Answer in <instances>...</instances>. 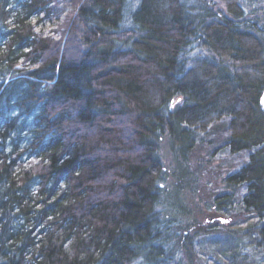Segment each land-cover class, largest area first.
I'll return each mask as SVG.
<instances>
[{"label": "trees", "instance_id": "trees-1", "mask_svg": "<svg viewBox=\"0 0 264 264\" xmlns=\"http://www.w3.org/2000/svg\"><path fill=\"white\" fill-rule=\"evenodd\" d=\"M263 97L264 0H0V264H193L209 236L239 264L264 239ZM211 146L215 216L164 217V148L178 200Z\"/></svg>", "mask_w": 264, "mask_h": 264}, {"label": "rangeland", "instance_id": "rangeland-1", "mask_svg": "<svg viewBox=\"0 0 264 264\" xmlns=\"http://www.w3.org/2000/svg\"><path fill=\"white\" fill-rule=\"evenodd\" d=\"M6 120V119H5ZM213 147L211 148H205L203 151H201L197 156L201 157L205 161V165L203 167V174L200 173L201 176L204 175V184L201 190L197 193H194V195L188 193L181 192L179 194V197H177L178 200H174V174L178 172L177 166L175 165L173 161V156L169 153L168 148H164L163 156L165 158L166 162V171L168 172V180H167V186L164 187V193L165 196V205L163 207L164 212L163 216L168 218H175L179 223L187 222L190 223H196L201 224L202 223H209L208 219L215 216L214 213H209L205 210L204 206L202 205L203 202L199 197H206L211 193L209 190L212 188H209L210 183H213L212 186L214 188H220V182L218 178V173L213 172V168H216L218 164L221 162L220 159H227L226 156H221L218 150L214 151V156L210 157L212 158L210 161L207 162L206 156H208ZM196 163V160L194 159V156H191L190 161L188 162L189 168ZM179 173V172H178ZM178 178H180L178 174ZM198 178V177H197ZM200 178V177H199ZM183 179V178H182ZM186 179V178H185ZM209 180V181H208ZM185 180H183L180 183H183ZM212 181V182H211ZM208 200V199H207ZM185 207V209H183ZM185 213V214H184ZM189 214V218H185V215ZM167 218V219H168ZM239 218V217H238ZM223 220V219H222ZM221 221V219H220ZM222 224H224V220L221 221ZM264 223L261 224V226ZM227 228H220L219 231H227ZM217 236V235H214ZM212 237V236H209ZM206 237V239H202L198 241V250L197 252H201L205 255L204 259L199 258L200 255L196 257V261L193 262V264H227L225 259L227 257L217 256V250L215 247H213L210 243L213 238ZM217 237H222L221 235H218ZM258 236V233L256 232H249L248 239L242 240L241 246L244 248V252L241 254L239 258V264H264V239H262ZM260 240V246L257 247V243L252 244L253 240L255 241ZM256 244V245H255ZM178 249V247H177ZM219 250H223V246L219 247ZM224 258V259H223ZM209 260H212L209 262ZM192 264V263H190Z\"/></svg>", "mask_w": 264, "mask_h": 264}, {"label": "water", "instance_id": "water-1", "mask_svg": "<svg viewBox=\"0 0 264 264\" xmlns=\"http://www.w3.org/2000/svg\"><path fill=\"white\" fill-rule=\"evenodd\" d=\"M263 108H264V99H263Z\"/></svg>", "mask_w": 264, "mask_h": 264}, {"label": "bare ground", "instance_id": "bare-ground-1", "mask_svg": "<svg viewBox=\"0 0 264 264\" xmlns=\"http://www.w3.org/2000/svg\"><path fill=\"white\" fill-rule=\"evenodd\" d=\"M4 123V122H3Z\"/></svg>", "mask_w": 264, "mask_h": 264}]
</instances>
